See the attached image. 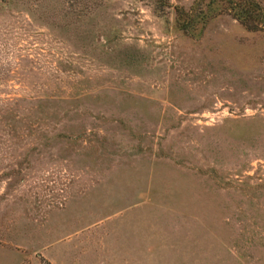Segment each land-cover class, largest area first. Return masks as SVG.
Here are the masks:
<instances>
[{
  "label": "rangeland",
  "instance_id": "obj_1",
  "mask_svg": "<svg viewBox=\"0 0 264 264\" xmlns=\"http://www.w3.org/2000/svg\"><path fill=\"white\" fill-rule=\"evenodd\" d=\"M208 1L0 0V264H264V31Z\"/></svg>",
  "mask_w": 264,
  "mask_h": 264
},
{
  "label": "trees",
  "instance_id": "obj_2",
  "mask_svg": "<svg viewBox=\"0 0 264 264\" xmlns=\"http://www.w3.org/2000/svg\"><path fill=\"white\" fill-rule=\"evenodd\" d=\"M162 6L167 5V0H156ZM218 4L219 10L209 9L202 16L204 22L214 15L223 12L230 14L236 19L245 29L250 31H264V5L257 0H209L210 4ZM192 5L188 10L183 7L175 6L176 24L181 30L187 32L189 29L195 28V21L198 19V14ZM211 11H214L211 13Z\"/></svg>",
  "mask_w": 264,
  "mask_h": 264
}]
</instances>
